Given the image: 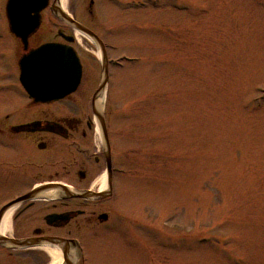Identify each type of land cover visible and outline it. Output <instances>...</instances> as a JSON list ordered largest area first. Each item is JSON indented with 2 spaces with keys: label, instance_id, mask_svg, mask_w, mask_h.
I'll list each match as a JSON object with an SVG mask.
<instances>
[{
  "label": "rangeland",
  "instance_id": "1",
  "mask_svg": "<svg viewBox=\"0 0 264 264\" xmlns=\"http://www.w3.org/2000/svg\"><path fill=\"white\" fill-rule=\"evenodd\" d=\"M90 1L64 9L110 43L120 218L87 264H264V0H94V18ZM4 41L0 110L25 94Z\"/></svg>",
  "mask_w": 264,
  "mask_h": 264
},
{
  "label": "flooded vegetation",
  "instance_id": "2",
  "mask_svg": "<svg viewBox=\"0 0 264 264\" xmlns=\"http://www.w3.org/2000/svg\"><path fill=\"white\" fill-rule=\"evenodd\" d=\"M9 1L0 0V6H4L0 38L6 39L18 68L25 54L50 43L71 46L78 54H94V62L102 66L100 45L81 33L80 42L78 31L53 12L55 5L63 6V0H48L39 28L26 41L12 31L7 14ZM66 2L72 4L73 0ZM94 6L91 0L93 18ZM73 18L96 34L110 60L107 37ZM89 43L98 53L89 48ZM84 78L83 64V78L76 92L50 103L37 102L26 92L5 96L9 104L0 110V248L17 264H50L46 248L58 249L63 264H87V244L119 229L120 167L102 104L104 93L99 92L103 69L96 88L95 83L85 86ZM17 83L21 88L19 79ZM99 117L105 119L110 153ZM109 169L112 182L102 188L101 179ZM87 192L91 193L89 197L82 196ZM8 214L9 228L3 233ZM14 240H30L33 246L15 248Z\"/></svg>",
  "mask_w": 264,
  "mask_h": 264
},
{
  "label": "water",
  "instance_id": "3",
  "mask_svg": "<svg viewBox=\"0 0 264 264\" xmlns=\"http://www.w3.org/2000/svg\"><path fill=\"white\" fill-rule=\"evenodd\" d=\"M48 7V0H10L7 14L12 31L26 41L28 35L39 28L41 14ZM53 12L75 29L94 39L101 47L103 62V81L99 92L104 93L109 82V64L104 45L96 34L75 21L61 5H55ZM20 81L37 102L50 103L65 98L74 93L83 77V66L76 50L71 46L60 44H45L40 48L25 54L19 61ZM101 126L110 153L109 139L105 119ZM109 186L112 182L111 169L108 172ZM90 192L82 196H90ZM0 236V240H1ZM15 248L33 246L30 240H14Z\"/></svg>",
  "mask_w": 264,
  "mask_h": 264
},
{
  "label": "bare ground",
  "instance_id": "4",
  "mask_svg": "<svg viewBox=\"0 0 264 264\" xmlns=\"http://www.w3.org/2000/svg\"><path fill=\"white\" fill-rule=\"evenodd\" d=\"M63 7L65 8L67 5L66 0H63ZM104 100H102V104H103ZM101 186L102 188H105L106 186V182H105V176L102 177L101 179ZM9 219H10V214L6 215L5 220L3 222L2 228H1V232H5L8 230L9 228ZM47 253L50 255L51 257V263L50 264H62L63 263V256L61 254V252L58 249L55 248H46Z\"/></svg>",
  "mask_w": 264,
  "mask_h": 264
}]
</instances>
